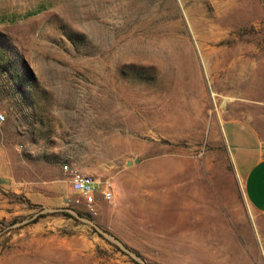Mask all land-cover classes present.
I'll use <instances>...</instances> for the list:
<instances>
[{
  "label": "rangeland",
  "instance_id": "rangeland-1",
  "mask_svg": "<svg viewBox=\"0 0 264 264\" xmlns=\"http://www.w3.org/2000/svg\"><path fill=\"white\" fill-rule=\"evenodd\" d=\"M253 4L0 0L13 48L0 65V175L68 186V164L114 192L92 214L72 192L47 209L0 186V264H264V215L222 132L243 117L264 133ZM17 58L31 80L18 89Z\"/></svg>",
  "mask_w": 264,
  "mask_h": 264
},
{
  "label": "crops",
  "instance_id": "crops-1",
  "mask_svg": "<svg viewBox=\"0 0 264 264\" xmlns=\"http://www.w3.org/2000/svg\"><path fill=\"white\" fill-rule=\"evenodd\" d=\"M253 6L257 9L253 12L264 20V0H255ZM246 66L239 64V66H235L234 70L243 72ZM250 86L251 88L257 86L255 79L251 81ZM252 94L256 93L252 90ZM250 120L243 117L227 119L222 125V132L236 174L243 184L248 204L255 212L264 215V133ZM246 129H249L252 134L250 142L247 143L242 136ZM252 156L253 160L250 159ZM0 186L12 192L23 193V196L32 204L41 205L47 209H56L62 206L68 200L70 192L78 196L70 183L68 186H52L40 180H18L8 169L0 175Z\"/></svg>",
  "mask_w": 264,
  "mask_h": 264
},
{
  "label": "built area",
  "instance_id": "built-area-1",
  "mask_svg": "<svg viewBox=\"0 0 264 264\" xmlns=\"http://www.w3.org/2000/svg\"><path fill=\"white\" fill-rule=\"evenodd\" d=\"M3 120L4 117L0 115V122ZM62 169L68 175L70 184L77 192L88 213L96 212V197L100 196L105 201L113 199V187L108 180L98 182L92 176L82 173L68 164L63 165ZM76 202L78 203L79 200Z\"/></svg>",
  "mask_w": 264,
  "mask_h": 264
},
{
  "label": "trees",
  "instance_id": "trees-1",
  "mask_svg": "<svg viewBox=\"0 0 264 264\" xmlns=\"http://www.w3.org/2000/svg\"><path fill=\"white\" fill-rule=\"evenodd\" d=\"M9 50L10 51L13 50V48L10 45L9 41H7L5 37L0 36V65H2L3 68H6L7 71H8V69H7L8 66H7V62H5V60H6L5 57L7 55L6 52L9 51ZM14 74L10 73L9 76H16L15 79H17L18 81L21 82V84L17 86V89L21 85H23V82L31 84L30 77H29V75L27 74V72L24 69V64L18 58H17V66H16V70H15Z\"/></svg>",
  "mask_w": 264,
  "mask_h": 264
},
{
  "label": "bare ground",
  "instance_id": "bare-ground-1",
  "mask_svg": "<svg viewBox=\"0 0 264 264\" xmlns=\"http://www.w3.org/2000/svg\"><path fill=\"white\" fill-rule=\"evenodd\" d=\"M153 169L155 170L154 166H151L148 170L151 172ZM153 172H154V171H153ZM171 197H172V196H171ZM171 197H170V198H171ZM188 197H189V196H188ZM173 198H174V197H173ZM178 198H179V197H178ZM185 198H186V197H185ZM175 199H176V198H175ZM183 199H184V198H183ZM169 200H170V199H169ZM176 200H177V199H176ZM184 202H185V201H184ZM169 203H170V204H174V203L176 204V201H169ZM180 203H182V202L180 201ZM180 205H181V204H180ZM201 232H202V233L205 232V228H204V227L201 228ZM204 234H205V233H203V235H204ZM209 234H210V233H209ZM205 236H206V235H205Z\"/></svg>",
  "mask_w": 264,
  "mask_h": 264
},
{
  "label": "water",
  "instance_id": "water-1",
  "mask_svg": "<svg viewBox=\"0 0 264 264\" xmlns=\"http://www.w3.org/2000/svg\"><path fill=\"white\" fill-rule=\"evenodd\" d=\"M135 162H137V161H135ZM129 164H131V162H129Z\"/></svg>",
  "mask_w": 264,
  "mask_h": 264
}]
</instances>
